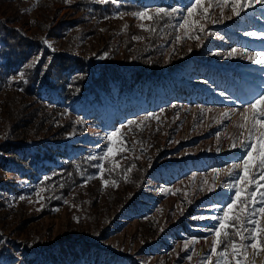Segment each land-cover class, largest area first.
Returning a JSON list of instances; mask_svg holds the SVG:
<instances>
[{
	"label": "rangeland",
	"instance_id": "1",
	"mask_svg": "<svg viewBox=\"0 0 264 264\" xmlns=\"http://www.w3.org/2000/svg\"><path fill=\"white\" fill-rule=\"evenodd\" d=\"M77 1L0 0V20L59 53L63 41L48 38V30L77 23L68 29L80 36L71 55L95 70L115 69L104 76L118 72L131 89L119 94L112 82L104 91L91 85L23 142L21 162L0 171L1 180L18 186L10 196L27 221L7 220L0 264H264V248H247L245 260L229 247L250 245L253 235L264 244V232H253L257 224L264 229V146L258 144L264 129L257 124L249 138V105L264 95V63H256L264 60V0H235L238 15L233 0H86L88 6L111 2L112 15L104 19L70 7ZM139 12L151 18L133 15ZM154 17L164 23L155 36ZM135 72L146 81H135ZM10 93L0 92V112ZM249 151L253 163L245 173ZM83 153L91 170L58 207L42 213L51 203L41 185L48 169ZM237 188L245 191L228 210L232 219L225 218ZM221 219L236 228L217 237ZM237 229L247 239L240 241ZM226 250L227 259L220 255Z\"/></svg>",
	"mask_w": 264,
	"mask_h": 264
},
{
	"label": "trees",
	"instance_id": "2",
	"mask_svg": "<svg viewBox=\"0 0 264 264\" xmlns=\"http://www.w3.org/2000/svg\"><path fill=\"white\" fill-rule=\"evenodd\" d=\"M39 1L57 3L60 6L67 5V0ZM120 4V7L126 9L133 8L130 3L120 2ZM70 7L77 10L90 9L93 17L104 19L112 15L113 5L107 2L88 6L86 0H78L70 4ZM8 20L10 21L7 18L0 20V92L5 89H10L11 92L0 112L2 115L0 116V171L7 167L9 161L21 162L19 155L23 149V142L29 136L41 132L49 121L50 124L55 121L56 118L52 117L53 112L59 111V107L81 96L91 88V85L104 91L108 82H112L118 85L119 94L131 89L132 85L130 79L120 76L118 72L104 76L107 72H114L115 69L107 67L95 70L82 58L71 55L80 36L76 32L69 33L68 29L78 27L77 23H60L52 30H48V38L63 41L65 53H59L58 50L51 52L52 50L46 48L39 38L25 36L8 27L6 24ZM163 24L156 17L153 18L151 30L154 36L159 33ZM95 71L100 75L96 76ZM131 77L135 81L140 80L141 83L147 79L142 72L131 73ZM51 92L56 97H43L44 94L49 95ZM63 127L68 129L66 124ZM85 155L86 153H83L72 157L65 164L48 169L46 179L41 181V185L49 190L51 203L48 205L50 208L46 207L42 213H51L50 209L58 207L60 199L83 181L92 165V161L87 160ZM105 172L107 175L108 170ZM134 177L135 179L132 180L138 179L137 174ZM1 178L0 174V255L5 254L7 249L5 245V231L9 227L7 220L17 219L27 223L26 220H22L25 216L17 198L10 196L18 186ZM69 243L71 242H66ZM18 245L25 246L21 243ZM9 254L8 252L6 256L8 257Z\"/></svg>",
	"mask_w": 264,
	"mask_h": 264
},
{
	"label": "snow or ice",
	"instance_id": "3",
	"mask_svg": "<svg viewBox=\"0 0 264 264\" xmlns=\"http://www.w3.org/2000/svg\"><path fill=\"white\" fill-rule=\"evenodd\" d=\"M257 2H261V0H257ZM196 3L197 4H200L201 3V0H196ZM196 5H193L192 8H189L188 9V12H189V15L192 14L193 10L195 9ZM240 7V5H238L237 3H235V0H233V4H232V10L235 14H239V11H238V8ZM166 10L165 9H156V12L157 13H161V12H165ZM173 12L176 11V9H172ZM207 14V9H205V15ZM133 15L135 16H138L140 18H151L148 16V14L146 12H139V13H133ZM181 27H183V25H181ZM249 35H252L251 33H249ZM256 63H264V60H261V59H257L256 60ZM249 109H250V112H251V128L249 129V138H252L253 137V134L255 133L256 131V126L257 124L260 125L261 129H264V120H261L260 117L261 116H264V95H261L255 102H253L252 104L249 105ZM249 110H245L244 113H241L243 119L245 122H247L249 120V115L247 114ZM132 123V122H130ZM240 127H244L243 124L239 125ZM116 135L115 133L112 134V136ZM112 136H109V140L112 139ZM258 144L264 146V131H261L260 132V136H259V139H258ZM235 146V145H233ZM111 151V149H110ZM94 158V157H93ZM252 152L249 151L248 154H247V157L244 159L243 161V170L245 173L248 172L249 170V167L252 165L253 161H252ZM259 163H260V167L262 169H264V153H261L260 156H259ZM219 171V170H217ZM231 174V173H229ZM264 178V177H262ZM246 177L244 176H241L240 177V180H245ZM254 181L252 180H249L248 183H253ZM245 191V189L243 188H237L236 190V193H235V199L232 200V202L228 205V209L225 210L224 212V217L225 218H228V219H232L231 217H229V211L228 210H231L233 208V205L237 204V201H240L241 199V195L242 193ZM250 196H254L255 193H250L249 194ZM262 196H264V193H261ZM241 204H243V202L241 201ZM240 211L243 212L244 211V208L241 207L240 208ZM259 212L264 214V208H261L259 209ZM235 220L237 222H239L240 220V217L239 216H236L235 217ZM227 227H233V228H236V225L235 224H228L225 222L224 219H221V223H220V226L219 228L216 230V236L219 237L221 232L226 229ZM256 231H260V232H264V229H260L258 224H257V227L255 229H253V232L255 233ZM237 237H239L240 241H244L245 239H247V237H245V235L243 234V232L239 229H237L234 233ZM224 235L227 236L228 233L226 231H224ZM253 239V242L250 244V245H247V244H243V243H237L236 241H232L229 245V247L231 248L232 250V255L234 257H240V256H243L244 259L246 260L247 259V248L251 247V248H255V249H262L264 248V244H259L256 242V238H255V235H253L252 237ZM221 241L219 239L215 240L214 241V246H213V252L216 251V245H218ZM220 255L222 257H225L227 259V250L225 252H222L220 253ZM237 264H240V260L237 259Z\"/></svg>",
	"mask_w": 264,
	"mask_h": 264
}]
</instances>
